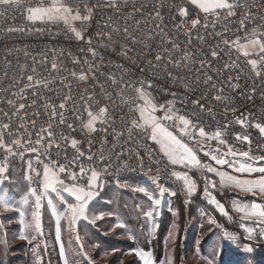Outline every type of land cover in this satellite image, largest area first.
Instances as JSON below:
<instances>
[{
    "label": "built area",
    "instance_id": "obj_1",
    "mask_svg": "<svg viewBox=\"0 0 264 264\" xmlns=\"http://www.w3.org/2000/svg\"><path fill=\"white\" fill-rule=\"evenodd\" d=\"M66 2L73 7L79 6L83 9L85 5L88 7L97 5L98 0H66ZM21 3L22 7H11L7 10L0 6V100L13 99L17 104L26 103L30 105V107H26L23 115L26 116L27 120H35L36 123L35 126L28 123L26 125L27 131L23 128L19 129L20 135L25 138L31 134L32 143L24 145V148L28 149V151L24 152L22 158L19 156L11 158L9 167L13 163L24 165L28 176V164L31 163L42 175L43 165L37 164V161L40 160L57 168L60 165H67L71 171L78 172L81 165L86 169L100 167L101 162L98 158L103 156L102 166L108 168L110 173L104 176V180H118L120 171L149 176V174L156 175L157 170H159V179H170V186L164 187L185 197V191L180 187L179 180L172 175L173 172L166 158L156 150L150 139L142 131L136 129L129 131L132 126L131 122L138 118V113L133 111L134 106L128 99L125 100L122 106H117L121 104V101L119 97L115 96L111 80L108 79L109 76L117 80L123 77L125 81L151 80L153 85L148 90L157 97L158 105H167L171 101L175 106V110H178L179 114L190 117L197 125V128L203 127L206 132L221 130L224 133L223 139L227 140L234 150H250L251 155H264V136H261L257 129L250 126L253 121L264 123V78H257L251 71L250 65L246 62L247 59H258V57L252 55L246 58L241 53L229 50L227 46L220 43L222 37L216 36L215 33L223 31L221 24H217L215 29L212 27L207 30L200 28V35L204 39L201 41L193 38L191 45H187L185 43L186 37L182 33L180 34L177 42L181 47L180 52L175 54L176 58L179 59L185 49L195 53V55L189 61L188 67L179 71L170 68L179 77L175 83L159 68L155 72L150 69L148 61L152 60L157 52L167 58L168 53L164 50L170 47L169 44L162 41L159 34L161 29L156 28L158 21L153 19L155 15L153 9L160 10L163 17L161 25L163 32L176 39L177 33L174 30V25L178 24L181 18L179 16L173 18L176 12V8L173 5L185 6L193 12H197L187 1L128 0L126 4L121 3L119 11L112 8L96 7L90 25L81 26L78 22L76 25L82 28L85 40L88 37L92 38L91 46L100 53L94 60H92L90 53L80 51V48L86 49L88 45L84 41H77L63 23H37L30 25V22L26 20L27 7L46 5L50 3V0H21ZM100 3L102 4L103 0H100ZM239 3L244 5V7L237 10L235 17L222 21V23H226L229 26V31L225 34L228 39L232 40L240 37L241 43H245L246 41L243 40V37L253 29L264 32V0H239ZM137 9H143V14ZM244 13H250V16L245 21L246 26L241 29L239 21ZM130 14L134 15L130 16ZM203 15V13H200L201 23H204ZM109 17H111L110 23L113 26H119L121 29L127 27L140 41V43L132 46L133 50L128 53L127 58L120 54V46L128 44L122 33H113L111 43L103 36L97 37L96 35L98 32L110 31L109 28L102 27ZM194 18H196L195 15L188 17L189 21ZM212 19V17H208L209 22ZM21 27L24 28V31H9L10 28L19 29ZM36 28L41 30L36 31ZM184 30L192 31L191 24H186ZM102 44L108 45V47H102ZM217 44H219L217 49L219 56L215 61H211L210 57L205 56V53H210V49ZM145 45L150 47H145ZM74 57L80 59L79 64L73 63ZM85 57L94 65L92 71L96 77L95 80L90 79L86 87L78 80H74L70 75L72 71L87 70L88 65L84 63ZM206 58H209L212 67L201 71L199 61ZM45 60L48 68L55 60L58 66L65 69V71H61L59 74L49 72L45 67ZM234 61L239 67H230L225 71V64H232ZM22 66L29 69V71L23 73L24 77L27 75L36 76V73L30 71L35 66L36 72L41 74L36 76L37 79L52 81L48 89L43 88V86L35 89L38 93L37 96H33L32 90H28L26 101L12 96L13 92L18 93L28 83L26 78H20ZM142 67L145 71H141ZM161 67L163 66L161 65ZM205 74L213 76L216 89L224 88L223 93L220 94L226 98V102L213 100L212 97L216 92L210 85L204 83ZM198 75L200 79L199 85L195 83ZM229 77L239 87L236 89L229 87L227 85ZM65 78H67L66 83H71L72 85L71 91L60 83ZM101 85L107 91L112 92L116 99L115 104L108 105L109 109L114 112L112 121L104 125L97 124V128L102 130L89 133L83 128L89 118L88 113L83 106L75 110L71 102L67 106L68 111L64 113L66 121L64 124L51 121V130L57 141L60 140L61 134L68 136L69 139L75 138L80 142L79 148L85 153V157H81L73 163V157L76 152L69 144H65L63 141H60L63 144V150L55 147L49 150L47 145L41 147L35 143L41 126L47 127L50 122V115L46 114L44 109L46 102L58 104L65 96L70 95L75 98V103L80 105V94L87 89L89 94L101 96L103 91ZM186 86H191V90H188ZM201 95L207 97V100L201 101L205 105L203 111L192 103L193 99ZM126 97H135V92L128 90ZM34 100L35 103H33ZM226 106L229 109L235 108L236 111L226 112ZM0 109L7 111L9 116H11L12 109L9 108L6 102L0 103ZM208 109H211V111ZM91 110L95 112L96 107L94 106ZM37 111L39 116H33V113ZM244 115L249 117V126L241 127L237 123V119H243ZM156 116L158 118L163 117L164 112L157 111ZM0 120L8 122L7 117H3L2 114H0ZM162 122L169 126V130L173 131V134L181 138L192 149L201 145L218 146L221 149H227V147L218 144L216 141L209 142L205 140L201 142L198 136L194 140L189 139L188 136H181L175 128L170 127L173 122ZM20 123L22 121L18 117L14 118L12 128L16 129ZM69 124L72 125L71 128L68 127ZM224 125H227V127L225 128ZM115 133L120 135L117 136ZM237 135L249 137L250 143L237 141ZM15 138V135L11 137L5 136V139L9 142ZM105 140L107 141L106 143H104ZM33 148L36 151H32ZM89 149H91V153ZM118 153L122 155H117ZM89 154H93L91 161L86 159ZM2 156L3 152L0 151V157ZM198 159L202 163L205 162L204 156L198 157ZM149 170H151L150 173ZM31 175V186L36 187L39 191L41 176H36L34 173ZM208 177L209 172H207L206 168H202L201 178L205 180ZM61 178L65 179V183H73V181L65 177V174H61ZM86 179L87 177L78 179L76 183L85 185ZM157 183H159V180ZM203 185H205L204 182H202L201 186ZM256 230L259 233V228Z\"/></svg>",
    "mask_w": 264,
    "mask_h": 264
},
{
    "label": "snow or ice",
    "instance_id": "obj_2",
    "mask_svg": "<svg viewBox=\"0 0 264 264\" xmlns=\"http://www.w3.org/2000/svg\"><path fill=\"white\" fill-rule=\"evenodd\" d=\"M128 0H103V3H100L98 0L97 5L93 7H88L85 5L83 9L79 6L73 7L66 0H50L48 4H41L40 6H29L26 8V20L30 22V25H35L37 23L40 24H60L63 23L67 26L68 30L73 34L74 38L77 41H84L88 47L80 48V51L87 52L91 54L92 60H94L100 53L93 48L92 38L88 37L85 40L82 28L77 27V22L79 25H90L95 8L96 7H105L112 8L117 11L120 9L121 3L126 4ZM187 2L191 5H194L199 12H193L191 9L185 6H176L175 16H179L181 18L178 24L174 25V30L177 33V38L173 39L167 33L163 32L161 25L163 23V17L161 16L159 9H153L155 15L153 19L158 21L156 23V28L161 29L162 41L166 42L170 45L168 49H165L168 53L167 58H165L160 52H157L152 60L148 61V65L152 72H155L156 69H160L175 83L179 77L174 74L171 69H175L177 71L182 68H186L189 66V61L195 53L185 49L179 59L176 58V53L180 52V44L177 42L180 34L182 33L185 37V43L187 45H191L193 38L197 40H203L204 37L200 35V28L207 30L209 27L215 29L217 24H221L223 31L216 32L215 35L218 37H222L220 43L224 44L229 48V50H235L241 53L244 57H249L255 55L257 58L247 59V64L250 65L251 71L255 74L257 78H264V32L259 31L258 29H253L250 33L246 34L243 37L245 43H241V38L237 37L236 39H228L225 34L229 31V26L226 23H222V21L229 20L231 17H235L237 15V10L243 8L244 5L239 3V0H187ZM0 6H3L5 10L11 7H22L21 0H0ZM143 14V9H137ZM200 13H203L204 23H201ZM134 15V14H130ZM190 15H195L196 18L191 19L189 21L188 17ZM250 13H244L240 18V26L243 29L245 25V21L249 19ZM208 17H212V21H208ZM111 17L108 18V21L104 23L102 27L109 28V32H98L97 37L103 36L109 43L112 42L113 33L123 34L124 39L128 42V44H122L120 46V54L127 58L128 53L133 50L132 46H135L140 41L137 40L136 36L130 32L127 27L121 29L119 26H113L111 23ZM190 23L192 31H185V25ZM24 31V28L21 27L19 29L10 28L9 31ZM31 30V29H30ZM41 29L36 28V31H40ZM71 38V37H70ZM151 38V37H149ZM102 47H108V45H101ZM145 47H150L149 45H145ZM219 48V44L210 49V53H205L206 57H210L211 61H215V59L219 56V52L217 49ZM209 58L203 59L199 61L200 70L203 71L205 69H210L212 67V63H210ZM39 63V62H37ZM45 67L49 72H55L59 74L61 71H65L58 66L57 62L53 60L50 68L47 67V61H44ZM74 64H79V58H73ZM84 63L88 65L87 70H81L80 72L72 71L70 73L71 77L74 80H78L81 82L83 86L86 87L87 82L92 79L95 80L96 77L93 73L94 65L90 62V60L85 57ZM161 65L163 67H161ZM230 67H239L236 62H232V64H225L224 70L227 71ZM29 71L26 67H21V79H25L28 83L20 89V91L13 92L12 96L17 97L19 100H27V92L28 90H32V95L37 96L38 93L35 89L40 86L48 89L49 85L52 83L50 80L45 79H37L36 76H40V73L36 72V67H32L30 71L32 73H36L34 75L23 76V73ZM141 71H145L142 67ZM7 75V73H5ZM65 80H61L60 83L64 84L65 87L71 91L72 85L71 83H66ZM111 80V86L115 92V96L119 97L121 104L117 106H122L126 99L130 101V103L134 106L133 111L138 113V118L132 120L131 128L129 131L131 132L133 129L142 131L145 136L148 137L154 144L159 146V150L164 157L167 158V161L170 165H180L186 168H195L201 167L206 168L207 172L214 173L216 176L220 178L221 187H234L242 192L251 193L253 195L259 193L264 195V165H260V161H264V155H251L249 151H239L234 150L233 146L230 145L227 140L223 139L224 133L221 130H216L214 132H206L203 127L197 128V125L193 122L190 117H187L183 114H179L178 110H175L174 104L170 101L167 105L155 103V98L152 96L151 92L148 90L152 87L153 82L151 80H140V81H125L123 77L119 80L115 79L112 76L108 77ZM239 79V77H237ZM197 85L200 83L199 75L195 81ZM204 83L210 85L212 89H215L216 94L213 95V100L218 102H226V98L222 96L220 93H223L224 88L216 89V84L212 75L205 74ZM227 85L233 89L239 87L238 84L234 83L233 79L229 77L227 81ZM102 95L97 96L96 94H89L87 89L84 93L80 94L81 104L77 105L75 103V98L67 95L61 100L58 104H53L51 102H46L44 104V109L46 114L50 115V122L47 127L41 126L40 132L37 133V139L35 143L43 147L47 145V149H51L53 147L63 150V144L60 141H63L65 144H69L72 149L75 150L76 155L73 157V163L79 160L81 157H85V153L79 148V141L75 138L69 139L68 136L61 134L60 140L57 141L53 131L51 130L52 124L51 121H56L58 124H64L65 115L64 113L68 111V104L71 102L73 104V108L78 110L80 106H83L85 111L88 113V120L83 125L89 133H95L98 130L97 124L104 125L106 123H110L112 121V117L114 116V112L111 111L108 107L109 104H115L116 99L113 96L112 92L107 91L103 85ZM188 90H191V86H186ZM128 90H132L135 92V97H126V92ZM202 100H207L206 96L201 95L192 100L193 105L198 106L201 111L204 110L205 105L201 103ZM6 102L9 105V108L12 109L11 116L9 113L3 109H0V114L3 117H7L8 122H4L0 120V151L3 152V156L0 157V185H3L5 181L8 179L9 173V165L11 162V158H15L17 156L23 157L24 152L28 151V149L24 148L25 144L32 143L31 134L28 137H23L20 135L19 129L23 128L27 131L26 125L31 123L32 126H35V120H27L26 116L23 115L26 107H30V105L26 103H16L13 99L0 100V103ZM35 103V100L33 101ZM96 107V111L93 112L91 109ZM211 111V109H208ZM157 111H163L164 116L158 118L156 116ZM225 111L235 112V108L229 109L227 106ZM243 115V114H242ZM33 116H39V112H34ZM19 118L22 123L16 129L12 128V121L14 118ZM79 118V116H77ZM162 121H171L173 122L170 127L175 128L181 136H188L189 139H196L198 136L200 141H216L218 144L227 147V152H220L217 149L214 153L205 152V155L210 156L211 160H214L217 165L224 166L228 165L233 169L234 172L240 173L241 176L230 175L227 172L219 171L218 169L210 166V165H201L200 160L198 159L196 153L193 151L188 144L184 143L181 138H178L177 135L173 134V131L169 130V126H166ZM237 123L241 125V127L249 126V117L244 115L243 119H237ZM258 130L261 136H264V123L253 121L250 125ZM69 128L72 127L71 124L68 125ZM226 128L227 125H224ZM114 131V130H113ZM16 138L12 139L10 142L5 139V136H13ZM115 135L119 136V133H115ZM236 140L240 142L250 143L249 137L247 136H236ZM107 141L105 140L104 143ZM23 149V151H21ZM32 151H36L35 148ZM91 153V149H89ZM47 154V153H45ZM117 155H122L118 153ZM243 157L246 158L244 160H232L229 161L228 157ZM151 158V157H150ZM87 160L91 161L93 159V154H89L86 157ZM98 160L101 162V166L98 168H84L82 165L79 166V171L74 172L71 171L67 165H60L58 168L54 167L48 163H43V161L38 160L37 164L43 165L42 175L41 172L33 167L31 163L28 164V172L29 175L26 176V179L29 181V188L27 193L23 196V203L25 205L31 204L33 210L31 212V221H27L26 219L21 217V224H23L24 228H34L35 231L40 232L41 224H40V209H41V201L45 199L49 193L56 194V198L63 201L62 192L67 193L69 196L74 198L75 203L67 204L66 209L63 210L62 214L57 215V224L59 226L60 221L66 220L71 229H75V226L78 221L84 220L89 224L95 225L97 220L103 219L105 213L101 212L99 214L89 212V204L92 202L98 195L99 191L103 189L105 180L104 176L110 174L108 168L102 166L103 156H100ZM142 167V165H141ZM151 170H149L150 173ZM41 176V180L39 181V191L36 187L31 186L32 175ZM90 173V174H89ZM259 173L258 178H243L245 175L247 177H252L254 174ZM61 174H65V177L73 181V183L68 184L65 183V179L61 178ZM176 179L183 182L184 190L187 195L191 196L196 191V184L191 179L187 173L183 175H179L176 172L172 173ZM87 177L86 184L80 185L76 183L78 179H82ZM148 178L151 180L153 184L159 189V195L154 196L152 192H150L146 187L141 185H132L127 182L121 183L117 180V186L120 188H130V190L134 193H142L152 202L151 211L147 212V217L151 220L153 233L159 228V223L157 218L160 216V206L162 203V198L167 192L170 196H175L176 193L174 191H169L166 187L160 185L159 180V170H157L156 175L149 174ZM215 187V182L207 179L205 180V188H204V196L208 200L209 203L213 204L217 210L222 215H227L225 211V207L219 201L212 196L210 188ZM49 203H52V200L49 199ZM14 207L10 194L5 193L3 196H0V208L5 211L11 210ZM233 208L235 211L241 212V219H254L256 221V225L259 228V237L264 239V205L251 202L250 204L247 202L233 201ZM209 223H214V221L209 218ZM115 227L123 228L125 225L122 222H117ZM244 232L247 233L245 239L252 240L255 238L256 229L253 227L241 225ZM176 228V225H172V230L169 232V238L173 236V230ZM58 236H59V227H58ZM27 237L21 233L19 239H26ZM224 238L230 242H236L237 237L231 233H224ZM129 239H134L131 235H129ZM76 241L80 245V251L83 254V258L85 260H89V264H91L88 253L84 251V245L82 243V238L77 235ZM113 252L115 249L112 250ZM242 251L245 253H251L253 248L251 246L245 245L242 248ZM135 254L140 257L143 264H154L151 255L144 253L141 250H133L129 254ZM109 253H105L108 255ZM61 255L64 256L63 246L61 245ZM217 255L220 259L217 261V264H242L241 260L236 258L234 252L229 251L226 246H222ZM65 264H67V259H65ZM165 264H172L171 258L166 259ZM211 264V262H210Z\"/></svg>",
    "mask_w": 264,
    "mask_h": 264
},
{
    "label": "rangeland",
    "instance_id": "obj_3",
    "mask_svg": "<svg viewBox=\"0 0 264 264\" xmlns=\"http://www.w3.org/2000/svg\"><path fill=\"white\" fill-rule=\"evenodd\" d=\"M196 10L199 12L198 9ZM151 94L158 104L157 97ZM151 143L153 144L152 141ZM153 145L162 155L159 146ZM196 147L193 151L197 157L204 156L205 159L204 163L200 162L201 165H210L230 175L241 176L228 165H217L210 156L205 155V152L214 153L217 149L220 152H227V149L207 145ZM228 159L232 161L246 158L237 156ZM259 164L264 165V161H260ZM168 165L172 172L179 175L187 173L195 182L196 191L191 196L187 195L183 182L179 180L180 187L185 191V197L177 193L175 196L165 193L159 209L160 216L157 218L159 228L155 233L151 231L152 223L146 215L152 209V202L142 193H134L130 188L118 187L117 180L114 179H106L99 195L89 204L90 214L105 213L103 219L97 220L95 225L80 220L73 230L68 222L63 220L58 226L57 215L62 214L67 204L75 201L65 192H62L63 201L56 198V194L49 193L41 202V230L37 232L34 228H24L20 222L22 216L27 221H31L33 207L31 204L23 203V196L29 188L26 167L13 163L9 167L8 179L0 185V196L5 193L10 194L14 204V207L8 211L0 208V264H65V259L67 264H89V260H85L80 251V245L76 241L77 235L82 238L84 251L88 253L91 264H143L140 257L134 253L129 254L137 249L151 255L154 264H165L168 258H171L172 264H210V262L217 264L220 259L217 252L222 246L234 252L242 264H264V239L259 237L257 230L254 239H245L247 233L241 227L243 224L257 229L256 221L242 220V213L233 208V201L249 204L256 202L264 205V195L259 193L253 195L234 187H221L220 178L214 173H209L208 179L215 182V187L210 188L211 194L224 205L227 212V215H222L204 196L205 185L201 186V184L205 183L206 179L201 178V167L186 168L169 163ZM259 175V173L252 177L245 175L243 178L254 179ZM119 181L144 186L154 196L159 195V191L151 189L142 182L131 179ZM49 199L52 200L51 204ZM217 215L224 218L223 222L218 221ZM209 218L214 223H209ZM117 222H122L125 227H115ZM173 224L176 228L173 230V236L169 238ZM225 232L235 235L237 241L230 242L225 239ZM21 233L27 238L19 239ZM129 235L134 239H129ZM61 245L64 250L63 257ZM245 245L251 246L253 251L243 252L242 248ZM105 253L109 254L105 255Z\"/></svg>",
    "mask_w": 264,
    "mask_h": 264
},
{
    "label": "bare ground",
    "instance_id": "obj_4",
    "mask_svg": "<svg viewBox=\"0 0 264 264\" xmlns=\"http://www.w3.org/2000/svg\"><path fill=\"white\" fill-rule=\"evenodd\" d=\"M124 179H131V180H135V181H139L142 182L144 184H146L147 186H149L151 189L153 190H157L158 188H156V185L153 184L151 182V180L148 178V176H144V175H139V174H134V173H130L129 171H120L118 173V180H124ZM159 184L162 186H170V179H159ZM177 195H179L177 193ZM179 198V196H178ZM200 206V205H199ZM205 206V205H202ZM207 206V205H206ZM205 206V207H206ZM197 207V206H196ZM199 208V207H198ZM199 210V209H198ZM207 212V211H206ZM210 212V211H209ZM202 213V212H201ZM209 214V213H208ZM199 216V215H198ZM201 216V215H200ZM186 233V232H185ZM223 234V233H221ZM182 235V233H181ZM181 238V237H180ZM185 243V242H184ZM184 245V244H183Z\"/></svg>",
    "mask_w": 264,
    "mask_h": 264
},
{
    "label": "trees",
    "instance_id": "obj_5",
    "mask_svg": "<svg viewBox=\"0 0 264 264\" xmlns=\"http://www.w3.org/2000/svg\"><path fill=\"white\" fill-rule=\"evenodd\" d=\"M227 211H229V209H227ZM217 219H218V221L223 222L224 218L222 216H220V215H217Z\"/></svg>",
    "mask_w": 264,
    "mask_h": 264
},
{
    "label": "crops",
    "instance_id": "obj_6",
    "mask_svg": "<svg viewBox=\"0 0 264 264\" xmlns=\"http://www.w3.org/2000/svg\"><path fill=\"white\" fill-rule=\"evenodd\" d=\"M135 1H139V0H135ZM185 1H187V0H185ZM189 4V3H188ZM192 8H194L195 10H196V8H195V6L194 5H191V4H189ZM197 11V10H196ZM154 144V143H153ZM264 242V241H263Z\"/></svg>",
    "mask_w": 264,
    "mask_h": 264
}]
</instances>
